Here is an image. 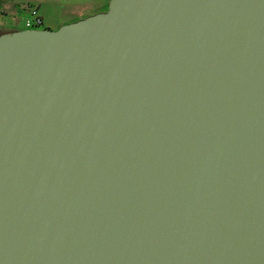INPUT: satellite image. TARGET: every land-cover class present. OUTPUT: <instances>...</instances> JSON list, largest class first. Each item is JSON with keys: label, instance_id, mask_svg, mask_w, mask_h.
Segmentation results:
<instances>
[{"label": "water", "instance_id": "95a60500", "mask_svg": "<svg viewBox=\"0 0 264 264\" xmlns=\"http://www.w3.org/2000/svg\"><path fill=\"white\" fill-rule=\"evenodd\" d=\"M0 264H264V0L1 33Z\"/></svg>", "mask_w": 264, "mask_h": 264}, {"label": "rangeland", "instance_id": "374dc122", "mask_svg": "<svg viewBox=\"0 0 264 264\" xmlns=\"http://www.w3.org/2000/svg\"><path fill=\"white\" fill-rule=\"evenodd\" d=\"M109 0H48L45 4L41 5V9H39L40 12L45 13V19L46 22H48L49 25H46V22L44 21L43 27L51 26V28H55L56 24L59 20H63L66 18H71L72 15L70 13H65L66 10L70 9L71 7L74 8L76 4H88V5H97L96 10L102 11L107 8ZM99 6V7H98ZM96 11V12H98ZM27 14V12H26ZM23 14H16L12 19H10L11 15H6V21L7 25L4 23H0V30H11V28L7 27H13L17 26V28H25L23 23V18L26 15ZM90 15V14H89ZM87 16V15H85ZM83 16V17H85ZM76 18V17H75ZM73 21V20H72ZM70 22V21H69ZM67 23V22H66ZM57 28V27H56ZM13 29V28H12Z\"/></svg>", "mask_w": 264, "mask_h": 264}, {"label": "crops", "instance_id": "0c3cea01", "mask_svg": "<svg viewBox=\"0 0 264 264\" xmlns=\"http://www.w3.org/2000/svg\"><path fill=\"white\" fill-rule=\"evenodd\" d=\"M46 2H48V0H0V23H4L5 25H7L6 24L7 21L5 18L6 15H11L10 19H12V17H14V15L16 16V14H23V13L26 14V7L27 6L37 5L38 8L41 9V5L45 4ZM96 9H98L97 5L91 6V5H88L86 3L85 4H76V6L74 8L71 7L70 9L65 11V13H70L72 15V17L66 18L63 20H59L56 24V27H59L63 23H66L69 21L71 22L72 20L74 21V20L83 18V16H85V15L96 13V11H98ZM40 13L43 16L44 21L46 22L45 13H43V12H40ZM46 25H49L48 22H46ZM47 27L51 28V26H47ZM7 28L21 29V28H17V26L7 27Z\"/></svg>", "mask_w": 264, "mask_h": 264}, {"label": "built area", "instance_id": "2783aa9c", "mask_svg": "<svg viewBox=\"0 0 264 264\" xmlns=\"http://www.w3.org/2000/svg\"><path fill=\"white\" fill-rule=\"evenodd\" d=\"M27 14L23 18L25 28H41L44 24V19L37 5L26 7Z\"/></svg>", "mask_w": 264, "mask_h": 264}, {"label": "trees", "instance_id": "16d2710c", "mask_svg": "<svg viewBox=\"0 0 264 264\" xmlns=\"http://www.w3.org/2000/svg\"><path fill=\"white\" fill-rule=\"evenodd\" d=\"M15 29H16V28L11 29V30H3V29H2V30H0V34L3 33V32H5V31H13V30H15Z\"/></svg>", "mask_w": 264, "mask_h": 264}]
</instances>
